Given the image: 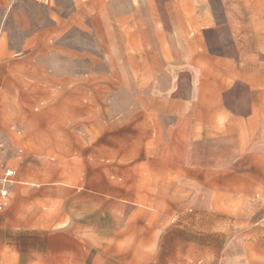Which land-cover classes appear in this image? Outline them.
<instances>
[{
    "label": "crops",
    "instance_id": "0c3cea01",
    "mask_svg": "<svg viewBox=\"0 0 264 264\" xmlns=\"http://www.w3.org/2000/svg\"><path fill=\"white\" fill-rule=\"evenodd\" d=\"M55 5L0 0V69L24 56L2 76L0 100L18 114L0 119L13 171L0 264H264V61L251 16L225 0L229 45L211 42L217 30L159 46L143 36L128 63L91 73L36 59L73 53L48 42L66 21Z\"/></svg>",
    "mask_w": 264,
    "mask_h": 264
},
{
    "label": "rangeland",
    "instance_id": "374dc122",
    "mask_svg": "<svg viewBox=\"0 0 264 264\" xmlns=\"http://www.w3.org/2000/svg\"><path fill=\"white\" fill-rule=\"evenodd\" d=\"M54 1L59 18H65L66 21L58 22V38L48 42L53 47L57 45L73 53L36 56L45 65L72 63L74 68L89 66L91 73L98 72L100 69H109V66L113 68V64L128 63L129 48L139 44L140 37H150L154 46L161 45V42L167 45L173 40L184 42L186 38L188 41L195 30H217L211 34V42L229 45V27L223 6L225 0ZM229 1L238 4L240 15L247 13L254 20L250 28L260 34L257 61H264V0ZM45 14L46 9L43 7V18ZM23 57L15 54L3 57L4 69H0L1 95L11 93L3 86L2 76L7 78L16 72L15 64ZM13 93L19 95L18 89ZM9 104L14 107H8ZM17 106V101L8 103L0 100V119L7 121L10 117L16 118Z\"/></svg>",
    "mask_w": 264,
    "mask_h": 264
},
{
    "label": "built area",
    "instance_id": "2783aa9c",
    "mask_svg": "<svg viewBox=\"0 0 264 264\" xmlns=\"http://www.w3.org/2000/svg\"><path fill=\"white\" fill-rule=\"evenodd\" d=\"M2 150V145L0 143V152ZM13 171L9 168L4 167L1 164L0 157V208L6 203L9 194V185L12 182Z\"/></svg>",
    "mask_w": 264,
    "mask_h": 264
}]
</instances>
